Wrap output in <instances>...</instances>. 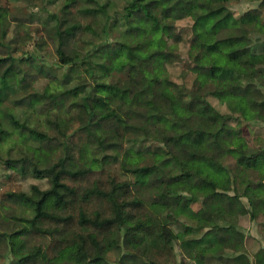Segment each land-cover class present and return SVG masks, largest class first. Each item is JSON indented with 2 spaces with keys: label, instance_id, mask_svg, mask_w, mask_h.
<instances>
[{
  "label": "trees",
  "instance_id": "trees-1",
  "mask_svg": "<svg viewBox=\"0 0 264 264\" xmlns=\"http://www.w3.org/2000/svg\"><path fill=\"white\" fill-rule=\"evenodd\" d=\"M233 1L213 0L201 8L197 0H131L125 16L111 1L100 5L84 0L79 11L92 17L87 26L67 17L79 0H66L57 13L51 14L59 44L79 49L85 56L79 62L62 58L58 66L68 72L55 79L56 85L51 83L45 95L30 93L16 104L33 107L44 103L47 94L53 95L55 109L46 113L55 115L60 140L49 148L59 153L61 163L48 188L33 185L25 193L16 180L35 163L44 162L41 143L51 144L55 138H48L38 128L30 127L27 119L21 121L14 112L0 108V120L11 124L24 147L39 142L38 148L28 149L29 156L1 160L13 173L5 177V186L0 188V209L7 203L25 209V215L14 216V230L0 231V243L6 245L16 264H60L69 259L70 253L84 264H123L114 256L121 252L122 245L142 249L146 262L134 264H172L175 234L167 235L171 223L168 216H162L165 210L196 222L194 228L183 227L185 235L191 236L185 238L184 245L195 253L194 257L208 251L212 258L229 264H252L242 254L243 234L226 219L249 216L255 221L264 217V147L251 148L226 123L209 135L222 155L195 144L191 115L177 103L174 91L162 84L168 79L166 64L173 57L167 51L168 39L176 21L190 17V59L202 70L197 84L204 95L218 98L236 119L246 122L255 118L248 102L264 109V95L258 86L242 80L248 75L242 59L255 58L250 34L259 24L234 17L229 8ZM132 16L139 19V26L126 23ZM111 28L119 29L120 40L103 43ZM90 36L102 43L89 41ZM122 51L134 57L136 64H121L118 56ZM7 61L10 64L0 76V106L27 85L19 60L0 58V65ZM118 83L125 88L118 99L109 100L112 111L98 117L86 101L90 89L94 84L113 89ZM81 97L83 100H79ZM71 106L83 110L75 128L67 126L73 123L68 118ZM57 116L64 119L59 122ZM67 118L63 127L60 123ZM10 133L0 121V146ZM75 138L85 141L77 145ZM149 142L158 145L155 153L159 158L146 171H132L124 178L113 170L102 168L98 174L92 170L88 158L91 149L115 161L120 157L129 160V156L142 153L131 147L125 149V143L135 146ZM229 159L233 165L227 164ZM156 169L161 176L185 186L183 208L160 204V192L152 199L142 196L143 187H157L149 181ZM191 205L199 208L194 211ZM226 250L233 252L231 257ZM254 264H264L263 250Z\"/></svg>",
  "mask_w": 264,
  "mask_h": 264
},
{
  "label": "rangeland",
  "instance_id": "rangeland-1",
  "mask_svg": "<svg viewBox=\"0 0 264 264\" xmlns=\"http://www.w3.org/2000/svg\"><path fill=\"white\" fill-rule=\"evenodd\" d=\"M66 0H0V58H15L19 60L20 67L25 71L27 85L25 89L18 93H12L8 99L0 106L2 109H8L20 117V120H28L30 127L38 128L48 138H55L51 144L42 142V149L46 155L44 162L35 163L33 169H26L22 175H19L16 182L20 184L25 193L30 192L33 185L46 189L52 176L60 167V155L49 146H55L56 141L60 140L59 125L55 115L46 113L47 109H55V103L52 94L45 96L46 101L42 104L30 106H17L18 99L26 97L30 93L45 95L48 86L53 83L56 85L58 79L68 72L67 68L59 67L58 64L62 58H69L74 62H79L85 56V53L68 45H60L56 22L51 16L57 13L59 6ZM80 4L68 11L67 17L74 18L82 26L91 23L92 17L83 15L79 10L84 7V0H79ZM100 5H106L111 1L115 10L125 15L131 0H93ZM199 7H204L213 0H197ZM236 18H240L244 23L259 24V27L253 28L250 38L253 42L251 53L255 58L244 57L242 59L243 67L247 72L242 80L243 82H252L258 86L264 95V1L263 0H234L229 7ZM78 9V10H77ZM126 16V15H125ZM126 23L132 27L139 26V19L135 16L127 17ZM193 21L190 17L176 21L172 36L168 39L167 51L172 54V58L166 64L168 79L163 80L162 84L171 88L175 93L177 103L188 111L191 115L190 125L195 131L193 141L197 145L210 147L215 153L222 155L223 152L216 147L213 139L209 136L219 127L226 123L238 137L243 138L251 148L264 147V109L259 108L252 102H248L249 108L254 114V120L246 122L240 117L232 115L225 103L218 98L204 95L203 88L197 84V77L202 74V70L195 66L191 59V39H192ZM2 28V29H1ZM104 38V36H103ZM93 43L115 42L120 40V31L117 28H111L104 38L99 40L95 37H87ZM119 62L123 65H134L136 59L127 51H122L118 56ZM10 62H3L0 65V76L8 68ZM73 76H75L73 74ZM56 79V80H55ZM55 80V81H54ZM55 82V83H54ZM114 82V81H113ZM58 85V84H57ZM56 88V87H55ZM125 85H118L113 88H103L93 85L90 89L88 104L98 117L109 114L112 111L109 100H116L120 97V90ZM83 100L81 97L79 100ZM84 99V100H85ZM67 106V105H66ZM64 105L62 106V109ZM69 119L73 123H68L69 128H75L79 125L78 116L83 112L82 109L69 108ZM60 124L65 127L68 121ZM58 121L64 117L57 116ZM3 129L11 132L0 146V188L4 187V179L8 174L13 173L2 165V159L9 156L11 158H20L31 155L28 149L38 148L39 142L22 145V139L14 128L5 119L0 120ZM64 130V129H63ZM85 141L84 138H75L74 143L79 145ZM139 151L142 155L129 156V160L120 157L118 161L98 149H91L88 154L92 170L98 174L102 168L113 170L119 175L128 178L132 171H146L156 164L159 156L157 155V144L149 142L132 146L125 143L124 148ZM228 165H233L231 159L227 160ZM38 173V175L34 172ZM21 171V169H20ZM37 175V176H36ZM149 181L156 186L143 187L141 194L145 199H152L157 192L163 195L159 203L173 208H183L186 203L185 186L174 182L167 176H161L158 169L152 174ZM154 187V188H153ZM4 209H0V231L10 233L16 227L14 216L25 215V209L14 204H5ZM198 205H191V209L196 211ZM27 215V214H26ZM162 216H168L170 225L167 226V235L175 234L172 240L174 259L172 264H229L226 260L212 258L207 251L203 255L190 251L185 245L184 240L189 235H185L184 226L194 228L196 222L185 215H177L174 211L165 210ZM227 223L235 226L244 236L242 254L245 261L255 263L257 254L264 251V217L259 216L255 221H251L249 216L239 218L228 217ZM194 234V233H193ZM195 235V234H194ZM140 251L130 249L122 245L121 252H117L115 258L123 264H134V262H146V257ZM227 257H231L233 252L226 250ZM225 257V258H227ZM0 264H16V261L8 253L6 245L0 243ZM60 264H84V261L78 259L74 254H69L68 260H63ZM117 264V263H116Z\"/></svg>",
  "mask_w": 264,
  "mask_h": 264
}]
</instances>
